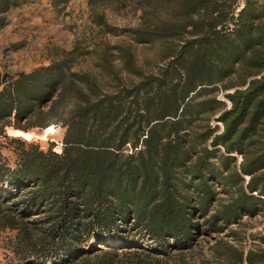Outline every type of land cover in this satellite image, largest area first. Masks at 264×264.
Wrapping results in <instances>:
<instances>
[{
	"label": "trees",
	"instance_id": "obj_1",
	"mask_svg": "<svg viewBox=\"0 0 264 264\" xmlns=\"http://www.w3.org/2000/svg\"><path fill=\"white\" fill-rule=\"evenodd\" d=\"M24 2L0 0V28ZM86 2L100 34L118 35L108 11H137V22L122 41H76L29 72L0 70V138L15 153L10 163L0 143V229L16 231V264L87 261L92 239L106 244L94 264H112L118 244L106 240L124 239L130 227L159 250H184L198 230L218 234L256 215L264 208V0ZM139 46L151 48L146 69ZM85 56L93 64L81 69ZM54 125L65 129L60 152L6 135ZM219 192L228 198L213 207ZM257 238L244 250L218 237L222 264H264Z\"/></svg>",
	"mask_w": 264,
	"mask_h": 264
},
{
	"label": "rangeland",
	"instance_id": "obj_2",
	"mask_svg": "<svg viewBox=\"0 0 264 264\" xmlns=\"http://www.w3.org/2000/svg\"><path fill=\"white\" fill-rule=\"evenodd\" d=\"M139 12L124 11L119 14L108 11V22L118 28L117 36L113 34H100L90 23V12L86 0H70L64 7L53 8L49 0H25L21 5L13 7L7 14V24L0 28V70L8 71L11 74L19 70L36 68L47 65L49 52L53 47L60 49H71L74 42H78L82 47L108 41L116 43L124 38L122 29L134 26L137 22ZM151 56L150 47L137 49V60L143 69L149 63L143 61L144 58ZM78 67L87 68L93 64V60L87 56L76 60ZM218 114H216L217 116ZM210 123L217 126L216 131H221L219 121L211 119ZM55 127V128H54ZM46 130L34 127L27 134L21 132L8 131L6 135L20 137L26 141L39 143L42 149L54 144L52 149H61L64 128L55 126ZM1 151L8 158L10 163L15 159L14 145L5 138H0ZM236 163L240 160L236 157ZM219 188V187H218ZM217 199L213 202V207L222 200L228 198L227 194L219 192ZM202 221L203 218L197 217ZM231 229L234 234L230 236ZM16 231L0 229V264H16L22 261L18 256V248L15 241ZM264 235V208L254 216H242L239 223L232 224L224 231L211 235L198 230L195 240L189 248L176 250L171 248L158 249L156 243L147 235H140L136 228L130 227L124 239L107 238V244L115 242L118 244L116 255L112 256V264H222V253L224 252L223 243H216L218 237L233 242L246 250L253 243H258V236ZM236 238V239H235ZM109 241V242H108ZM92 248L87 261L76 260L72 264H94L98 262L100 249H105L106 244L97 243L92 239L89 243ZM100 248V249H99ZM157 250L144 255L138 252L141 249ZM137 253H133V252ZM141 252V251H140Z\"/></svg>",
	"mask_w": 264,
	"mask_h": 264
},
{
	"label": "crops",
	"instance_id": "obj_3",
	"mask_svg": "<svg viewBox=\"0 0 264 264\" xmlns=\"http://www.w3.org/2000/svg\"><path fill=\"white\" fill-rule=\"evenodd\" d=\"M46 63H48L49 64V60H48V62H46ZM19 71H25V72H29L30 70H28V69H24V70H19ZM18 71V72H19ZM8 72V71H7Z\"/></svg>",
	"mask_w": 264,
	"mask_h": 264
},
{
	"label": "bare ground",
	"instance_id": "obj_4",
	"mask_svg": "<svg viewBox=\"0 0 264 264\" xmlns=\"http://www.w3.org/2000/svg\"><path fill=\"white\" fill-rule=\"evenodd\" d=\"M56 151L60 152V149H56ZM116 243V242H115Z\"/></svg>",
	"mask_w": 264,
	"mask_h": 264
}]
</instances>
